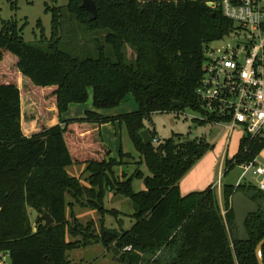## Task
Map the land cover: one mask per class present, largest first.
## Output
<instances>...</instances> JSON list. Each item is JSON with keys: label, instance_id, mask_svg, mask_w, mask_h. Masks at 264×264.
<instances>
[{"label": "trees", "instance_id": "obj_1", "mask_svg": "<svg viewBox=\"0 0 264 264\" xmlns=\"http://www.w3.org/2000/svg\"><path fill=\"white\" fill-rule=\"evenodd\" d=\"M94 1V20L81 6L82 0H69L67 10L85 35L99 33L95 40L110 48L109 53L100 49L97 57H79L59 48V7H45L52 15L50 39L41 21L37 22L42 40L46 39L45 49L25 42L23 27L16 20L2 21L0 259L6 255L8 264H79L69 259V251L101 244L117 264H258L255 248L264 236V192L247 182L224 183L223 207L212 184L182 195L180 179L212 145L204 138L158 139L150 123L154 112L178 114L192 109L205 115L196 93L203 74V47L227 36L235 28L233 22L218 7L207 4L219 0ZM129 50L134 53L132 59ZM20 75L39 105L53 102L59 115L70 104L85 102L89 89L97 109L117 106L128 95L138 105L117 116L93 110H85L81 118L62 120L59 116L60 123L47 127L37 117L40 130L26 136ZM34 86L45 89L37 91ZM117 120L125 125L148 175L138 167L131 175L118 172L124 156L132 155L120 147L118 158L109 157L103 139L94 137L97 124ZM145 128L154 138L151 143L145 144L139 134ZM263 147V138L243 135L238 152L224 159L226 172L253 160ZM76 163L85 164L84 184L67 170ZM136 177L142 178L145 189L134 190ZM237 191L259 205L246 218L250 239L244 242L237 238L230 203ZM108 193L130 200L134 209L131 227L125 228L121 219L115 228L104 224L103 218L99 227L93 219L81 223L73 208L76 203L101 216L109 212L117 218L116 210L104 206ZM44 212L54 219L50 225H44ZM260 254L264 262V244Z\"/></svg>", "mask_w": 264, "mask_h": 264}, {"label": "rangeland", "instance_id": "obj_2", "mask_svg": "<svg viewBox=\"0 0 264 264\" xmlns=\"http://www.w3.org/2000/svg\"><path fill=\"white\" fill-rule=\"evenodd\" d=\"M69 0H0V27L2 21L14 19L17 21L19 27H23L21 33L25 42H31L33 44H38L42 48L47 47L46 39L41 38V28L37 26V22L41 21V27L45 37L50 39L51 37V19L52 15L50 11H45L46 4L51 7H59L61 15V42L59 45L60 49L66 50L75 56L81 57H97L100 49L109 53L110 48L104 44L100 39L95 40L99 33L94 35L90 34L89 37L85 35L82 27L79 26L74 17L68 13L67 3ZM240 37H235L233 35L224 36L219 41L212 42V45L218 49L226 46V44H234L235 41ZM39 40H42L40 42ZM128 48V47H127ZM129 49V48H128ZM11 54V53H10ZM12 55V54H11ZM14 58L15 56L12 55ZM134 53L129 50L128 58L132 59ZM8 59L11 56L7 57ZM20 86L23 89L22 92V116L25 121L28 119V109L29 100H34L35 110L37 112V117L42 120H48L52 122L55 119L56 104L50 102V104L39 105V99H35L32 93L25 89L22 81H20ZM37 91H42V87L34 86ZM39 98V97H38ZM133 102L137 104L136 100L133 99L131 95H128L120 104L110 108H95L92 102V90L88 92V98L85 102L81 104H71L68 111L64 116H72L75 114L76 107L83 113L85 110H95L102 114H117L125 113L124 111H129L130 103ZM50 112L47 118H45V113ZM53 114V116H52ZM151 127L155 128V133L157 138L163 140L170 137H174L176 142H184L188 139L204 138L205 141L210 143L212 146L207 150L206 154L203 155L197 162L194 163L189 171L183 176V179H195L198 176L200 178L210 179L212 183L216 182L218 177L221 186L224 183L235 184L238 180L240 183L249 181L250 184L255 185L257 183V178L247 173L244 178L241 179L242 169L239 166L232 167L228 172L225 166L224 159L232 158L237 152L238 144L241 137L244 135L243 129L241 127H236L231 132H229L225 124L214 123L208 121L204 116L192 109H187L183 113L174 112H154L150 116ZM115 125H106L102 127L100 132L101 136L105 137V141L113 142L117 137L118 146H122L123 150L130 151L132 156H124L123 165H120L117 169L118 172L121 170L126 171L127 175L133 174L138 167L143 170V172L148 175L149 172L145 165L139 161L140 155L135 150H133V144L130 136L127 135L125 129L120 127L119 121ZM98 125V124H97ZM114 130H116L117 135H114ZM101 136H99L98 130L95 131L94 137L96 140L100 141ZM157 138L155 142H157ZM102 140V139H101ZM103 141V140H102ZM118 148V147H117ZM118 150V149H117ZM133 150V151H132ZM136 152V153H135ZM110 157V156H109ZM119 157V156H118ZM257 163L261 162L264 164V147L259 152L256 157ZM235 160L232 161L234 163ZM81 178L82 183H85V178L81 174L78 176ZM132 187L135 191L140 189H145L142 178L136 177L132 182ZM223 187V186H222ZM216 190V189H215ZM217 192L218 200L221 201V191ZM66 199H70L67 195ZM104 206L108 209H114L117 211V218L114 217L112 213L107 212L105 215L99 214L97 211H90L89 207H81L77 203L74 204L73 208L77 214L84 213L85 216L80 218L81 223L85 224L90 219H93L97 227L100 226V220L103 218L104 224L108 227H118L120 223L123 224L125 228H129L132 225V213L134 212L133 206L128 198L122 195L107 194L104 199ZM90 211V213H89ZM69 259L74 263L79 264H117V261L113 259V254L111 251L106 250L101 244H93L86 246L85 248H77L68 252Z\"/></svg>", "mask_w": 264, "mask_h": 264}, {"label": "built area", "instance_id": "obj_3", "mask_svg": "<svg viewBox=\"0 0 264 264\" xmlns=\"http://www.w3.org/2000/svg\"><path fill=\"white\" fill-rule=\"evenodd\" d=\"M207 4L222 10L235 27L228 35L240 38L220 49L212 43L203 47V74L196 93L203 101L204 119L225 124L229 132L241 127L244 135L264 139V0ZM238 166L243 170L241 179L247 173L254 175L257 189L264 192V164L255 157ZM219 179L212 186L220 192ZM238 184L239 180L234 185ZM0 264H8L6 255Z\"/></svg>", "mask_w": 264, "mask_h": 264}, {"label": "crops", "instance_id": "obj_4", "mask_svg": "<svg viewBox=\"0 0 264 264\" xmlns=\"http://www.w3.org/2000/svg\"><path fill=\"white\" fill-rule=\"evenodd\" d=\"M19 79H20V81H22L23 86H24L25 85V79H24V77L22 75H20V78ZM19 86H20V83H19ZM20 90H21V104H22V92H23V89H22L21 86H20ZM28 103H29V109H28L27 112H29V113H28V119H27V121L24 120V118H23V116L21 114L22 130H23V132H24V134L26 136H30L32 133L38 132L40 130V128H41L39 126V124H38V121H36L37 112L35 110L34 100L31 99V100L28 101ZM129 105H130V107H128V108H130V109H129L128 112L134 111V109L137 108L136 103L133 104V102H131ZM69 107H71V104L69 105ZM69 107H68V109H69ZM76 108L77 109H75V114H72V116H66V115L64 116V114L68 111V109L66 111H64V113H62L61 115H59L58 114V111H57V108H56V112H55L56 116H55V119H52L51 120L52 122H49L48 120H45L44 121L45 126L47 127V126H52V125H55V124L60 123V120H59L60 117H61L62 120H64V119H71V118H81L82 116H84V113L81 110L78 109L79 107H76ZM95 112H97V111H95ZM124 112L126 113L127 111H124ZM118 114H122V113H117V114H103V115H106V116H117ZM52 116H53V114H52ZM116 122H108V123H102L100 125H97V130L99 132V136H101L100 130H101L102 127H105L106 125H112L113 126V125L117 124ZM119 124H120V127H122V125H123V128L126 131L125 125L123 123H121V122H119ZM113 133H114V135H117L116 130H114ZM101 138L103 139L104 145L107 146L109 148V150H110V157L118 158V156H119L118 151H119V148L120 147L122 149V146H120V145L118 146V144H117L118 143L117 142V137L114 139L113 142L108 141V140L105 141V137H103V136H101ZM133 150H134V147H133ZM122 151L124 153H130V151H126V150H123V149H122ZM84 167H85V164L84 163H76V164H72V165L68 166L67 167V170H68L69 173H71L72 175H75L77 177L80 174L85 177L86 174L83 173ZM200 177L201 176H198V178L196 177L195 179H183V177H182L180 179V181H179V187H180L181 194L182 195H185V194H188L190 191H200V190H204V189L207 188V185L213 184L210 179H208V178L205 179L204 176H203V178H200ZM85 183H86V181H85ZM108 194H110V196H111V194H113V193H108ZM67 200L70 201L72 199L70 197V199H67ZM219 203L221 204V207H223L220 200H219ZM90 211H92V210H90ZM90 211H89V213H90ZM83 216H85L84 213H81L80 212L78 214L79 219L82 218Z\"/></svg>", "mask_w": 264, "mask_h": 264}, {"label": "water", "instance_id": "obj_5", "mask_svg": "<svg viewBox=\"0 0 264 264\" xmlns=\"http://www.w3.org/2000/svg\"><path fill=\"white\" fill-rule=\"evenodd\" d=\"M81 6L89 11V13L91 14V20H94L96 18L97 13L94 0H82ZM139 134L143 137V142L145 144L151 143L154 140V138L149 134L148 129L146 128L140 130ZM230 203L232 205L234 213V221H236L237 238H239V240L243 242L247 241L250 238L246 229V218L249 215L256 213L259 210V205L250 197H248L243 191L235 192L230 198ZM32 213L33 215H35L36 211L32 210ZM42 219L44 220V225H50L54 222L53 217L47 212L43 213ZM263 244L264 236L261 237V240L255 248V253L258 258V264H264L262 255L260 254V250Z\"/></svg>", "mask_w": 264, "mask_h": 264}]
</instances>
